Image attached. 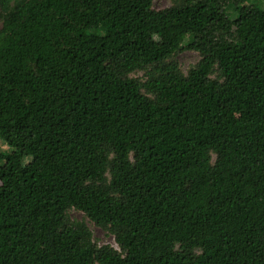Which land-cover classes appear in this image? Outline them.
Segmentation results:
<instances>
[{"label": "trees", "instance_id": "obj_1", "mask_svg": "<svg viewBox=\"0 0 264 264\" xmlns=\"http://www.w3.org/2000/svg\"><path fill=\"white\" fill-rule=\"evenodd\" d=\"M0 141V264H264V7L0 0Z\"/></svg>", "mask_w": 264, "mask_h": 264}, {"label": "rangeland", "instance_id": "obj_2", "mask_svg": "<svg viewBox=\"0 0 264 264\" xmlns=\"http://www.w3.org/2000/svg\"><path fill=\"white\" fill-rule=\"evenodd\" d=\"M255 3H259L264 7V0H252ZM213 4L214 0H210ZM171 6V0H154V9L161 10ZM213 13V8H211L207 14L210 15ZM187 40H183L182 43L185 44ZM200 59L199 54L193 51H184L176 56V60L178 61L179 65L183 72L187 73V71L195 65ZM143 73L137 74V76H142ZM12 149L9 148L5 143L0 141V151L9 152ZM29 162V159H26ZM69 216L72 221L74 222H83L87 224L90 228L91 232L93 233V237L95 242L99 246L110 245L114 248L119 250V247L116 243L115 236L108 230H104L98 226H96L92 221H90L82 212L78 210H71Z\"/></svg>", "mask_w": 264, "mask_h": 264}]
</instances>
